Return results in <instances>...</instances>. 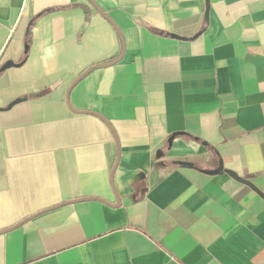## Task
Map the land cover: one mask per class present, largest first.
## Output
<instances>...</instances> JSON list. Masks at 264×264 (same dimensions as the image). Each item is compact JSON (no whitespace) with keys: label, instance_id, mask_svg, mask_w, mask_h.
Returning a JSON list of instances; mask_svg holds the SVG:
<instances>
[{"label":"crops","instance_id":"obj_1","mask_svg":"<svg viewBox=\"0 0 264 264\" xmlns=\"http://www.w3.org/2000/svg\"><path fill=\"white\" fill-rule=\"evenodd\" d=\"M262 195L264 0H0V264H264Z\"/></svg>","mask_w":264,"mask_h":264},{"label":"water","instance_id":"obj_2","mask_svg":"<svg viewBox=\"0 0 264 264\" xmlns=\"http://www.w3.org/2000/svg\"><path fill=\"white\" fill-rule=\"evenodd\" d=\"M206 2H207V0H206ZM208 7V6H207ZM205 19H207V8H206V12H205ZM13 66H16L15 64H13L12 62H6L3 66H2V68H1V70H5V69H7V68H10V67H13ZM103 66H105V65H97V66H93V67H91V68H89L88 70H86L84 73H82L75 81H74V83L72 84V86H74L76 83H78L81 79H83L84 78V76L88 73V72H90L91 70H93V69H95V68H100V67H103ZM20 100H16L14 103H12V104H10L9 105V107L10 106H12L13 104H15V103H18ZM174 138V135L173 136H171V138L169 139V143H171V141H172V139ZM177 164L178 165H180V164H182L181 162H177ZM222 171V167L221 166H219L218 168H216L215 170H212V171H208L207 172V174H210V175H216V174H218L219 172H221ZM233 177H235V176H233ZM262 198H264V196L262 195L261 196Z\"/></svg>","mask_w":264,"mask_h":264}]
</instances>
